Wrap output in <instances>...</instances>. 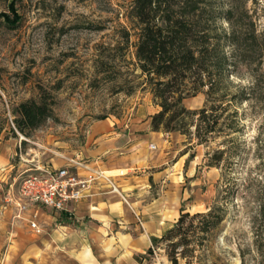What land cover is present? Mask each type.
I'll list each match as a JSON object with an SVG mask.
<instances>
[{
  "label": "rangeland",
  "instance_id": "374dc122",
  "mask_svg": "<svg viewBox=\"0 0 264 264\" xmlns=\"http://www.w3.org/2000/svg\"><path fill=\"white\" fill-rule=\"evenodd\" d=\"M198 1L201 26L211 15L210 34L228 57L223 81L228 99L246 91L254 100L231 101L226 114L238 111L239 126L228 128L229 136L202 133L200 142L196 125L190 136L174 131L157 148L160 158L150 170L155 175L145 181L135 171L136 186L125 184V190L142 218L136 224L147 239L144 248L153 232L146 221L158 216L154 232L161 234L183 212L219 208L224 219L203 250L202 264H264V0ZM134 2L0 0V144L21 141L13 163L24 162L23 152L26 158L54 157L61 164L85 144L93 123L130 121L139 108L142 116L153 107L161 109L138 66L141 25L132 12ZM45 93L54 103V118L24 133L17 130L13 122L19 104ZM205 101L200 92L183 103L199 109ZM229 139L234 143L225 144ZM225 148L223 164L208 165L213 152ZM36 173L19 175L17 186ZM144 257L142 264H172L164 248Z\"/></svg>",
  "mask_w": 264,
  "mask_h": 264
},
{
  "label": "crops",
  "instance_id": "0c3cea01",
  "mask_svg": "<svg viewBox=\"0 0 264 264\" xmlns=\"http://www.w3.org/2000/svg\"><path fill=\"white\" fill-rule=\"evenodd\" d=\"M139 111L140 108L130 121L106 118L93 123L77 154L63 158L58 165L54 157L41 161L26 158L21 152L24 162L17 164L16 171L12 159L19 154L21 141L0 144V226H5L4 234L0 233V263L9 260V264H142L144 252L151 244L147 249L143 247L147 246V239L136 224L138 216L141 221L142 218L125 184H129L127 188L136 186L135 171H141L145 181L155 175L150 170L160 158L157 148L174 132L151 129V116L158 108L153 107L145 116ZM54 152L64 154L62 150ZM70 159L85 160L92 169L111 176L130 204L113 192L103 178H98L92 181L88 195L72 206V211L58 212L33 204L20 211L19 175L63 166ZM82 174L88 176L91 171ZM7 184L9 187L4 188ZM157 220L158 216L142 222L147 230H153L152 235L148 234L151 241L153 236L161 237L166 231L154 232ZM31 221L37 222L41 233L32 228Z\"/></svg>",
  "mask_w": 264,
  "mask_h": 264
},
{
  "label": "trees",
  "instance_id": "16d2710c",
  "mask_svg": "<svg viewBox=\"0 0 264 264\" xmlns=\"http://www.w3.org/2000/svg\"><path fill=\"white\" fill-rule=\"evenodd\" d=\"M198 0H135L133 14L141 25L136 43L138 66L152 87L153 99L161 107L151 116L153 131L174 132L190 136L196 125V135L216 131L227 136V129L236 130L238 111L226 114L231 101L237 103L254 100L246 91H238L228 99L223 86L228 57L216 45L210 34L211 15L201 26ZM206 94L199 109L188 108L186 97ZM49 93L39 100L24 101L18 106L19 116L13 125L21 132L40 127L54 118L53 101ZM205 136V135H204ZM202 138L200 142L204 141ZM234 143L229 139L226 143ZM227 148L217 149L208 165L220 167ZM224 212L213 208L208 212H183L163 233L152 237L148 253L164 248L172 264H202L203 250L224 219Z\"/></svg>",
  "mask_w": 264,
  "mask_h": 264
},
{
  "label": "built area",
  "instance_id": "2783aa9c",
  "mask_svg": "<svg viewBox=\"0 0 264 264\" xmlns=\"http://www.w3.org/2000/svg\"><path fill=\"white\" fill-rule=\"evenodd\" d=\"M82 171H91L84 175ZM103 178L128 204L127 196L121 192L111 176L102 171L92 169L82 159H70L66 165L47 168L36 174H29L20 184V200L18 208L24 211L27 205H41L58 212L72 211V206L88 195L92 181ZM139 221L140 217L138 216ZM32 228L41 233L42 229L36 221H31Z\"/></svg>",
  "mask_w": 264,
  "mask_h": 264
},
{
  "label": "bare ground",
  "instance_id": "6f19581e",
  "mask_svg": "<svg viewBox=\"0 0 264 264\" xmlns=\"http://www.w3.org/2000/svg\"><path fill=\"white\" fill-rule=\"evenodd\" d=\"M106 175V174H105ZM106 176H109V175H106Z\"/></svg>",
  "mask_w": 264,
  "mask_h": 264
}]
</instances>
